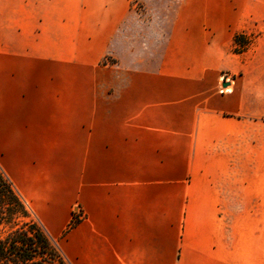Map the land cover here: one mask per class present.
I'll list each match as a JSON object with an SVG mask.
<instances>
[{"label": "crops", "instance_id": "1", "mask_svg": "<svg viewBox=\"0 0 264 264\" xmlns=\"http://www.w3.org/2000/svg\"><path fill=\"white\" fill-rule=\"evenodd\" d=\"M67 1L0 0V167L65 259L264 264V29L233 51L261 0ZM103 31L105 102L39 57Z\"/></svg>", "mask_w": 264, "mask_h": 264}, {"label": "trees", "instance_id": "2", "mask_svg": "<svg viewBox=\"0 0 264 264\" xmlns=\"http://www.w3.org/2000/svg\"><path fill=\"white\" fill-rule=\"evenodd\" d=\"M251 42L244 33L234 35V52ZM72 217L67 230L74 227ZM0 264H70L53 239L30 212L12 181L0 167Z\"/></svg>", "mask_w": 264, "mask_h": 264}, {"label": "rangeland", "instance_id": "3", "mask_svg": "<svg viewBox=\"0 0 264 264\" xmlns=\"http://www.w3.org/2000/svg\"><path fill=\"white\" fill-rule=\"evenodd\" d=\"M86 3H90L92 1H85ZM67 0H40L39 6L41 7V11L46 9V12L50 10H54V15L57 13V8L62 7L63 5L67 6ZM165 3H169L165 1ZM165 3L162 6H166ZM144 7V9L140 10L139 17H148L153 13V8ZM259 9L264 11V0H261V5H259ZM56 16L54 17V19ZM136 22V21H135ZM142 22V21H141ZM138 23V22H137ZM138 27V26H137ZM56 24L54 26L55 31ZM264 29V20L259 22V25L256 27V31L252 32L249 36L251 41L252 38L258 35H261L262 30ZM106 32H102L101 43L95 41L94 43L84 46L82 48L81 44L75 43L74 45L68 44V40L66 34L59 33L56 35L53 40H46L45 35L40 37L39 41V57L45 55L46 53H52L55 56V62L53 66L54 71H65L69 70L71 72L83 73L85 78V86L88 91H103V102H105L109 93V64L113 61L110 54L108 53L109 47L104 45V35ZM247 36V35H246ZM82 49L84 51H82ZM99 53L105 54V56L101 57L99 60L92 62L93 59L99 56ZM82 55L84 57L85 62L83 64H77V59H82ZM68 57L70 62L66 63V61H62V58ZM30 212L33 214L32 210L28 207ZM34 215V214H33ZM73 217L77 218V206L73 207ZM263 249H264V240H263Z\"/></svg>", "mask_w": 264, "mask_h": 264}, {"label": "built area", "instance_id": "4", "mask_svg": "<svg viewBox=\"0 0 264 264\" xmlns=\"http://www.w3.org/2000/svg\"><path fill=\"white\" fill-rule=\"evenodd\" d=\"M226 89H227L226 87H222V86H221L220 91H224V90H226Z\"/></svg>", "mask_w": 264, "mask_h": 264}]
</instances>
